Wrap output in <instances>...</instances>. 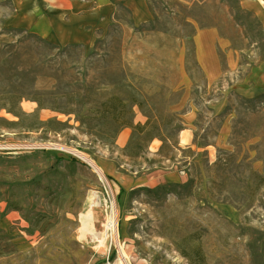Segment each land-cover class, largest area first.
Instances as JSON below:
<instances>
[{"label": "rangeland", "instance_id": "rangeland-1", "mask_svg": "<svg viewBox=\"0 0 264 264\" xmlns=\"http://www.w3.org/2000/svg\"><path fill=\"white\" fill-rule=\"evenodd\" d=\"M148 5L61 48L0 0V264H264V0Z\"/></svg>", "mask_w": 264, "mask_h": 264}, {"label": "crops", "instance_id": "crops-1", "mask_svg": "<svg viewBox=\"0 0 264 264\" xmlns=\"http://www.w3.org/2000/svg\"><path fill=\"white\" fill-rule=\"evenodd\" d=\"M117 4L124 6L137 25L153 17L148 0H10V25L56 47H91L116 21ZM217 42L213 29L199 30L196 35L198 59L209 81L218 75Z\"/></svg>", "mask_w": 264, "mask_h": 264}, {"label": "bare ground", "instance_id": "bare-ground-1", "mask_svg": "<svg viewBox=\"0 0 264 264\" xmlns=\"http://www.w3.org/2000/svg\"><path fill=\"white\" fill-rule=\"evenodd\" d=\"M83 159L85 161H87V163L95 170V172L98 174L99 178L103 181L106 182V177L104 176L103 172L101 171V169L91 160H89L87 157H85L84 155H82ZM107 230H114V232L116 231V223L115 222H110L107 224L106 226ZM120 252H121V259H122V263L126 264V262L124 261L126 258V254L123 251V249L120 247Z\"/></svg>", "mask_w": 264, "mask_h": 264}, {"label": "trees", "instance_id": "trees-1", "mask_svg": "<svg viewBox=\"0 0 264 264\" xmlns=\"http://www.w3.org/2000/svg\"><path fill=\"white\" fill-rule=\"evenodd\" d=\"M112 101L114 102H119V105L122 107V109H125L128 105L127 104H124L123 102H121V100H119V98H116V99H112ZM117 110V109H116ZM150 120L148 119L147 122L145 123V126H149L150 125ZM138 127H141V128H144V126L142 125H138ZM202 259H203V256H202Z\"/></svg>", "mask_w": 264, "mask_h": 264}]
</instances>
